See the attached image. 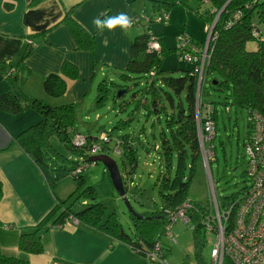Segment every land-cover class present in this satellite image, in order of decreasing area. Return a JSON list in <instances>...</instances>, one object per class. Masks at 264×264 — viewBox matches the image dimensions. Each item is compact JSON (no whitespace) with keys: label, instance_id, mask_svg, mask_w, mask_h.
<instances>
[{"label":"trees","instance_id":"obj_1","mask_svg":"<svg viewBox=\"0 0 264 264\" xmlns=\"http://www.w3.org/2000/svg\"><path fill=\"white\" fill-rule=\"evenodd\" d=\"M44 1L46 0H32L31 5L38 6ZM196 1L200 3L207 1L210 8L203 13L196 9L195 14L208 25V28L214 23L208 45L209 61L205 66L204 75L214 74L218 80H215V85L212 83L211 88L221 93L229 92L232 104L247 111L249 140V116L253 112L264 116V34L259 29V25L264 24V0ZM149 2L156 12H164L159 17L167 14L169 9L175 6L174 0H149ZM187 9H190L189 6ZM64 21L75 41L76 48L93 51L95 48L93 37L76 24L69 15ZM151 38L160 43V50H149L148 45ZM188 38L201 50L205 46V41L198 42L190 36ZM249 42L256 43L255 50L247 49ZM30 53L31 46L27 44L20 62L22 63ZM165 55L161 39L152 36L146 30L130 44V60L121 75V79L124 80H131L134 76L142 81L147 77L152 78L151 82H146L147 92L144 100L137 102V109L146 111V116L153 114L158 121L161 116L165 117V124L159 131L160 145L158 146L164 171L155 183L163 201V207L159 212L151 215L137 213L133 215L129 212V219L133 226L132 234L124 231L116 214L108 213L106 206L97 201L94 188H84L83 194L90 202L83 201L80 210L71 208L72 205L67 202L68 199L62 200L56 196L57 183L66 177H71L77 187L84 186L83 173L95 164L89 161L90 151L94 145H97L98 139L84 136L86 143L83 146H76L73 143V136L80 133L76 127L77 116L74 105L68 103L51 106L44 99L27 96L15 75L16 65L0 64V74L15 93L12 95L8 92L0 96V111L16 115L33 109L40 116L39 122L16 135L13 143L37 166L55 199L54 207L39 224L19 236L17 248L20 252L27 255L42 254L44 251L41 240L43 233L54 228H63L76 221L77 226L108 238L112 245L123 244L135 254L146 259L157 245L161 260L169 256L170 251L163 248L155 236L158 230H162L165 234L169 215L189 201L187 193L195 171V164L201 160V152L195 112L196 94L198 93L195 64L193 63L190 70L183 71L184 74L181 77H165L159 65ZM150 72H153L152 76L149 75ZM77 78V68L65 62L59 74H52L44 79V93L51 98L61 97L67 91V80L72 81ZM200 89L201 107L198 112L200 119L202 122L211 119L216 125V109L210 107L202 98L204 84ZM107 92L108 89L104 82H100L97 86L95 102L97 107L103 104L108 96ZM183 92L185 96L182 101ZM174 98L178 99V103ZM135 100H137V95L134 94L133 101ZM123 106L122 103L120 107L123 109ZM131 115L133 116L134 113L132 112ZM131 121L132 119H128L121 124L125 123L124 126H127ZM52 137H55L62 145L66 155L51 144ZM102 145L104 144L101 143L100 152H105L106 149ZM116 148H118V155L128 160L131 171H133L137 162L136 150L131 142L123 138L120 144L115 146ZM245 190L246 186L236 194L224 196L222 199L218 197L222 211L230 212L229 221L232 219L236 200L244 194ZM1 194L0 183V196ZM189 202L192 208L187 212L188 223H191V230L196 237V233L201 230L206 232L201 221L210 214L212 206L206 207L198 202ZM197 245L201 247L199 241ZM0 264H28V261L7 256L0 250Z\"/></svg>","mask_w":264,"mask_h":264},{"label":"crops","instance_id":"obj_2","mask_svg":"<svg viewBox=\"0 0 264 264\" xmlns=\"http://www.w3.org/2000/svg\"><path fill=\"white\" fill-rule=\"evenodd\" d=\"M31 1L0 0V64L16 65L15 75L23 92L31 98L44 99L51 106L71 103L79 113L82 110L78 112L79 107L85 105L87 95L94 89L97 75L105 79L104 71H107L121 77L130 60V44L137 36L148 30L163 43L161 35L155 36L150 31V23L163 18L164 15H159L164 12H156L149 0L148 12L144 0H46L38 6H32ZM186 1L197 2L174 0V3L187 9ZM171 9L162 21L172 16ZM120 12L134 18L131 29L117 28L111 32L105 29L101 34L95 28L94 18L103 19L105 15ZM67 15L93 37V51L76 48L64 21ZM27 44L31 46V53L21 63ZM65 62L77 68L78 78L67 80L63 96L47 97L44 79L59 74ZM8 92L15 95L0 74V96ZM39 120V114L33 109L16 115L0 111L1 252L27 259L28 264H167L166 259L149 261L123 244L112 245L108 238L74 224L43 233L42 254L27 255L18 250L19 236L39 224L55 205L37 166L13 143L16 135ZM56 196L61 199L57 193Z\"/></svg>","mask_w":264,"mask_h":264},{"label":"rangeland","instance_id":"obj_3","mask_svg":"<svg viewBox=\"0 0 264 264\" xmlns=\"http://www.w3.org/2000/svg\"><path fill=\"white\" fill-rule=\"evenodd\" d=\"M185 3L189 5V10L186 7L174 6L171 9L172 16L167 21L156 18L157 21L150 23V31L155 36L161 35L163 41L162 49L166 55L162 57L159 65L165 77H181L184 74L183 71H188L193 66V63L184 61L175 50L180 36H190L198 42L207 39L208 25L195 14V10L198 9L200 13H203L210 8L209 3L198 4L193 1ZM144 4L146 12L150 11L149 2L144 0ZM259 29L264 34V24H260ZM247 49L255 50L256 43L249 42ZM104 73L107 74L105 79L100 75L95 77L94 89L87 95L85 105L82 108L79 107L78 112L82 110L76 113L77 131L82 136L97 138L98 145L101 144L100 136L105 135L109 138V142L102 145L106 149L105 152L90 153V156L104 154L113 159L123 178L125 197L132 211L137 214L151 215L159 212L163 207V201L155 183L164 171L158 146L160 145L159 131L165 124V117L161 116L158 121L153 114L146 116V111L137 109V102L144 100L147 92L146 82H151L152 78L147 77L142 81L134 76L131 80H124L119 75L115 76L107 71ZM215 80L218 79L214 74H208L203 75L199 83L200 88L204 84L203 100L216 109V130L212 143L215 147L214 157L207 167H204L202 155L201 160L196 162L187 199L206 207L211 205L213 210L215 204L220 212L221 205L218 197L222 199L224 196L236 194L248 185L246 177L248 158L245 146L249 133L247 111L232 104L229 92L221 93L211 88ZM100 82L106 85L108 96L103 104L97 107L95 102L97 86ZM200 90L196 94V100H198L195 107L196 114L201 107ZM119 92H121L120 95ZM185 92L181 94L182 101ZM134 94L137 95L135 101H133ZM173 97L176 96L173 95ZM174 99L178 103V99ZM122 103L123 109L120 107ZM128 119H132L129 125L121 124ZM123 138L131 142L136 150L137 165L133 171L128 160L115 152V146L120 144ZM51 144L66 155L64 148L55 137L51 138ZM83 176L84 186L77 187L71 177H66L57 183L55 192L62 200L68 199L67 202L72 205L71 208L80 210L83 201L90 202L83 194L84 188H94L97 201L106 206L108 213L116 214L124 231L132 234L130 210L115 192L105 167L101 163H95L85 170ZM191 226V223L176 222L170 231L171 238L163 234L162 230L157 231L155 238L159 240L163 248L170 251L169 256L166 257L167 264H211L210 250L214 246L215 237L202 230L196 233L195 237ZM198 241L201 247L197 245Z\"/></svg>","mask_w":264,"mask_h":264},{"label":"built area","instance_id":"obj_4","mask_svg":"<svg viewBox=\"0 0 264 264\" xmlns=\"http://www.w3.org/2000/svg\"><path fill=\"white\" fill-rule=\"evenodd\" d=\"M166 19L159 18L160 21ZM213 25L208 28L205 46L199 49L193 44L188 36L182 35L178 38L177 53L184 60L195 64V72L198 76V91L200 80L203 78L205 66L208 64V45L210 43ZM228 27V25H227ZM149 50L158 51L160 43L151 38ZM193 64V65H194ZM153 75V72L150 74ZM198 102V100H197ZM250 138L246 143L247 154L246 177L248 185L244 194L236 200L232 219L229 221L230 212L217 209L214 204L212 212L201 222L205 230L215 237L214 246L210 250L211 264H264V116L253 112L249 118ZM197 136L200 152L203 156L204 167L209 166L213 161V139L215 137V125L211 119L201 121L199 114L196 117ZM101 143L106 144L109 138L100 136ZM73 143L76 146H83L86 143L84 136L75 134ZM101 144L94 145L90 153L100 152ZM118 154V148L115 149ZM192 204L185 202L180 208L169 215V222L165 227V234L171 238L172 226L180 221L185 224L189 222L187 212ZM76 225V221H73ZM157 245L152 253L147 256L149 261L161 260V253Z\"/></svg>","mask_w":264,"mask_h":264},{"label":"water","instance_id":"obj_5","mask_svg":"<svg viewBox=\"0 0 264 264\" xmlns=\"http://www.w3.org/2000/svg\"><path fill=\"white\" fill-rule=\"evenodd\" d=\"M213 84L215 85L216 82L214 81ZM121 92H119L120 95ZM90 162L93 163H101L107 173L109 174L112 186L115 190V192L117 193V195L125 202V204L128 206L130 213H132L133 215H136L131 207L129 206V203L126 200L125 194H126V189H125V185L123 182V178L121 177V173L119 171V168L116 164V162L111 159L110 157L106 156V155H98V156H93L90 158L89 160ZM140 219L142 217L138 216Z\"/></svg>","mask_w":264,"mask_h":264},{"label":"clouds","instance_id":"obj_6","mask_svg":"<svg viewBox=\"0 0 264 264\" xmlns=\"http://www.w3.org/2000/svg\"><path fill=\"white\" fill-rule=\"evenodd\" d=\"M93 24L101 34L105 29L110 32L115 31L117 28L127 31L133 27L134 18L125 12H120L116 15H105L103 19L96 17L93 19Z\"/></svg>","mask_w":264,"mask_h":264}]
</instances>
